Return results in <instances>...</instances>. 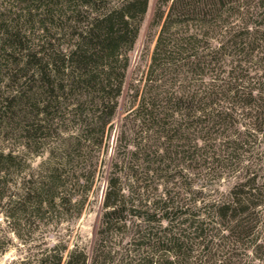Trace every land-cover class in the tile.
Returning a JSON list of instances; mask_svg holds the SVG:
<instances>
[{"label": "trees", "instance_id": "trees-1", "mask_svg": "<svg viewBox=\"0 0 264 264\" xmlns=\"http://www.w3.org/2000/svg\"><path fill=\"white\" fill-rule=\"evenodd\" d=\"M149 2L0 0L2 213L80 216L106 152L91 252L35 264H264V0H157L132 69Z\"/></svg>", "mask_w": 264, "mask_h": 264}, {"label": "rangeland", "instance_id": "rangeland-1", "mask_svg": "<svg viewBox=\"0 0 264 264\" xmlns=\"http://www.w3.org/2000/svg\"><path fill=\"white\" fill-rule=\"evenodd\" d=\"M156 1L150 0L149 2L138 41L131 53L132 69L137 65L145 68L149 61V54L154 47L158 29L152 28L150 24ZM124 111L125 99L123 98L121 99V106L115 120V128L107 141L108 154L113 151L117 124L124 115ZM20 136L19 132L10 135L8 140L6 139L1 142L0 147L18 151L20 149V146H18ZM18 138L19 140H17ZM28 157L32 167L36 168L44 156L36 157L31 155ZM106 158V152H102L100 159L103 162L100 163L93 187L87 197L84 209L78 217H75L70 210H66L61 214L54 215L52 218L43 220V222L34 223L30 227L25 224V220L21 222L17 220L18 218H7L2 213V207H0V251L3 250L0 253V264H35L36 259L44 251L50 250L57 245L67 247V250H64L65 258L68 251L75 246L82 247L90 253L101 220L102 202L107 185L105 178L107 166L104 162ZM26 173H30L29 170H26ZM20 175H25V173ZM20 175L16 173L12 174V183H15V180ZM229 183L230 181L223 180L220 189H226Z\"/></svg>", "mask_w": 264, "mask_h": 264}]
</instances>
